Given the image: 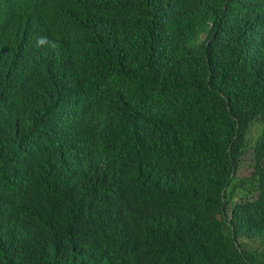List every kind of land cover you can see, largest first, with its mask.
<instances>
[{
  "label": "trees",
  "instance_id": "obj_1",
  "mask_svg": "<svg viewBox=\"0 0 264 264\" xmlns=\"http://www.w3.org/2000/svg\"><path fill=\"white\" fill-rule=\"evenodd\" d=\"M0 30V264L264 257L242 250L239 211L218 194L242 146L232 117L264 185V0H0ZM216 75L235 82L226 97ZM115 93L135 114L86 107ZM111 203L133 220L160 209L164 225L147 246L127 239ZM74 218L85 226L63 228Z\"/></svg>",
  "mask_w": 264,
  "mask_h": 264
},
{
  "label": "clouds",
  "instance_id": "obj_2",
  "mask_svg": "<svg viewBox=\"0 0 264 264\" xmlns=\"http://www.w3.org/2000/svg\"><path fill=\"white\" fill-rule=\"evenodd\" d=\"M0 33L2 35L3 31L0 30ZM198 40H204V36L201 35L200 37H198ZM46 43H48L46 37H41L37 41V44L39 46H43ZM64 74L65 72L62 70L55 77L56 80L61 81V84L65 83V79H63ZM216 80L219 90L218 94L220 93V95L226 97L225 95H223L224 94L223 90L227 87L234 86L235 84L234 80L220 79V77H218L217 75H216ZM42 85H43V80L39 85V90H41ZM96 92H97L96 90H93V95ZM120 95H121L120 93H115L110 97H106V99H104L105 97L103 96L94 97L93 101L88 103L86 107H93L95 104H97V109L103 111L110 112L116 109H121L124 113L133 112V104L131 103L130 99H124ZM105 100H109L111 102L106 107H104L99 102ZM237 107L238 104L235 106V108L232 107L230 108V105H228L225 113H223V116L220 118L231 117L234 113H237L234 112L237 109ZM136 118L138 122L145 123L137 116ZM248 118L249 117H246V119ZM230 120L234 121V126L232 129L233 140H237V142H241L242 146L240 149L239 156L237 157L239 158L238 162H236L237 158L234 161H232V154H231L229 158L227 171L219 185L221 188L219 189L218 194L221 197L226 195L227 196L226 200H229L231 204H236L233 205V207L237 208V210L239 211V215L231 219L232 223L230 228L238 226L237 231L241 233V238L239 239V242L242 244V250L251 251V252L254 251L259 254L264 249V185H259L253 181H250V178L254 173L251 172L253 171V168L256 167V165H254V161H253L254 156L251 154L252 150H250L249 147L251 143H254L255 140L251 138L248 132H245V130L248 129L246 125L243 124V121L240 122L238 118H234V117L230 118L229 121ZM210 122L211 119L208 118V123ZM91 123L93 126L97 125V122L95 120L91 121ZM254 129L255 126L252 125L251 130ZM138 134H136V136H138ZM249 140L250 143H248ZM85 194L87 193L84 194L78 193V196L82 195L81 197H83L85 196ZM102 206L104 205L103 204L101 205L100 207L101 210H99L95 214V217L106 215ZM108 207L113 208V212H109L107 214H117L119 216L120 222L126 224L127 222L131 221L132 227L127 229L125 228L124 237L129 239L133 235L136 229V233L140 232L143 235V239L145 241L144 245L146 244V246L152 242V237L156 233L158 227L160 229V227L163 226L165 222L162 215V211L160 209H156V208L141 209L140 210L141 218L137 220H133L130 218V216H128V214L126 216L123 215L121 216V213H128V212H123L121 210L115 209V205L113 203H111ZM142 207L144 206H141L140 208ZM116 211H121V212H116ZM71 221L72 222L69 221L65 223L63 228L73 222L77 223L81 227H84L86 224V221H81L75 218L72 219ZM50 225L52 226V223ZM145 228L151 229V235L149 238H148L149 234ZM254 264H264V257L258 259V261H256Z\"/></svg>",
  "mask_w": 264,
  "mask_h": 264
}]
</instances>
